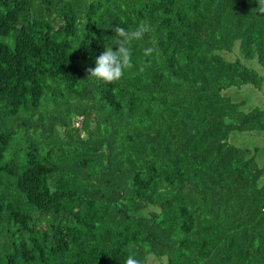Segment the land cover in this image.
Here are the masks:
<instances>
[{
  "label": "trees",
  "instance_id": "obj_1",
  "mask_svg": "<svg viewBox=\"0 0 264 264\" xmlns=\"http://www.w3.org/2000/svg\"><path fill=\"white\" fill-rule=\"evenodd\" d=\"M257 7L0 0V264H264ZM141 22L134 67L88 77Z\"/></svg>",
  "mask_w": 264,
  "mask_h": 264
},
{
  "label": "clouds",
  "instance_id": "obj_2",
  "mask_svg": "<svg viewBox=\"0 0 264 264\" xmlns=\"http://www.w3.org/2000/svg\"><path fill=\"white\" fill-rule=\"evenodd\" d=\"M257 3L258 13L264 14V0H257ZM151 31V25L146 22L139 23L134 29H127L117 25L114 28L116 36L114 44L118 46L117 50L114 51L112 46L105 48L96 58L95 67L86 69L89 74L88 77H94L96 80L105 83H114L120 80L124 76L125 71L134 67L130 45L135 41L142 40ZM154 50L153 47H147L144 49L143 54L145 57L151 56ZM125 264H141L132 248L129 249Z\"/></svg>",
  "mask_w": 264,
  "mask_h": 264
},
{
  "label": "rangeland",
  "instance_id": "obj_3",
  "mask_svg": "<svg viewBox=\"0 0 264 264\" xmlns=\"http://www.w3.org/2000/svg\"><path fill=\"white\" fill-rule=\"evenodd\" d=\"M232 56L233 55H231L230 57H232ZM257 71L262 75V73H261L262 68L261 67L258 66L257 67ZM242 90H243L242 93H246V97L241 94V98H243V99L248 98L249 101H250V103L253 104L250 109L255 108L257 106L260 107V108H264V99H262L260 96H258L257 93H254L253 92V91H256V89L254 88V86H252V85H246V86H243L242 87ZM257 92H258V90H257ZM261 92L264 94V84H263V87L261 89ZM240 135H241L240 133H233V135L231 136V139L233 141L235 140L237 142V140L240 139ZM261 138L262 139H261L260 143H263V145H264V137H261ZM247 139H248L247 137H244L243 136V139L242 140H247ZM257 144H258V142L255 143V146ZM259 154L260 155L261 154H264V149H262ZM260 155H259V157H260ZM149 264H160V262H159L158 259H156L155 257L152 256V257H150Z\"/></svg>",
  "mask_w": 264,
  "mask_h": 264
}]
</instances>
